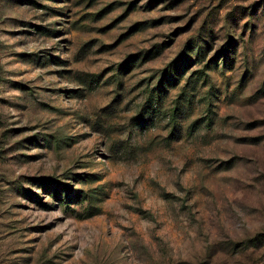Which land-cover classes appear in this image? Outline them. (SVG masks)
I'll return each instance as SVG.
<instances>
[{"label":"rangeland","instance_id":"obj_1","mask_svg":"<svg viewBox=\"0 0 264 264\" xmlns=\"http://www.w3.org/2000/svg\"><path fill=\"white\" fill-rule=\"evenodd\" d=\"M0 264H264V0H0Z\"/></svg>","mask_w":264,"mask_h":264}]
</instances>
